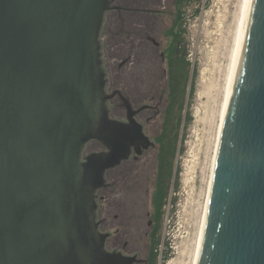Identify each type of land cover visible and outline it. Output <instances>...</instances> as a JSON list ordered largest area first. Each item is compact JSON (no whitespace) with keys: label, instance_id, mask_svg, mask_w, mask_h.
Listing matches in <instances>:
<instances>
[{"label":"water","instance_id":"1","mask_svg":"<svg viewBox=\"0 0 264 264\" xmlns=\"http://www.w3.org/2000/svg\"><path fill=\"white\" fill-rule=\"evenodd\" d=\"M112 0H0V264H129L95 222L103 174L150 140L106 91ZM117 93L127 121L110 116ZM96 140L105 148L82 154ZM198 264H264V0H252Z\"/></svg>","mask_w":264,"mask_h":264},{"label":"flooded vegetation","instance_id":"2","mask_svg":"<svg viewBox=\"0 0 264 264\" xmlns=\"http://www.w3.org/2000/svg\"><path fill=\"white\" fill-rule=\"evenodd\" d=\"M111 6L100 30L106 91H119L128 100L150 145L140 146V152L132 146L128 157L104 171L103 184L94 192L95 222L106 251L134 258L129 264H151L162 215L156 204L160 150L156 138L168 101L171 62L187 52L186 35L182 38L180 31L181 1L112 0ZM110 32L113 40L109 38L107 50L104 38ZM107 104L111 117L127 121V109L117 93ZM91 141L98 146L89 152L105 150L100 142Z\"/></svg>","mask_w":264,"mask_h":264},{"label":"rangeland","instance_id":"3","mask_svg":"<svg viewBox=\"0 0 264 264\" xmlns=\"http://www.w3.org/2000/svg\"><path fill=\"white\" fill-rule=\"evenodd\" d=\"M242 1L201 0L185 9L187 57L195 70L191 121L184 130L183 150L175 158L178 186L170 190L163 207L156 264L192 263ZM109 38L113 40L111 32L104 38L107 50ZM97 146L89 142L82 154Z\"/></svg>","mask_w":264,"mask_h":264},{"label":"trees","instance_id":"4","mask_svg":"<svg viewBox=\"0 0 264 264\" xmlns=\"http://www.w3.org/2000/svg\"><path fill=\"white\" fill-rule=\"evenodd\" d=\"M181 1L182 21L180 31L186 35V28L183 26L185 9L188 4H199L201 0H179ZM199 11V7L194 9V13ZM195 70L192 71L190 60L187 58V52L173 59L170 66L168 101L164 108V119L161 134L156 138L159 144L158 155V176L156 183V204L158 209L165 206L170 190L178 186V171L175 158L182 148V140L186 125L191 121L190 104L193 95V83ZM161 215V219H162ZM160 240V238H159ZM156 242V247L159 244ZM157 252L152 258L151 264H156Z\"/></svg>","mask_w":264,"mask_h":264},{"label":"bare ground","instance_id":"5","mask_svg":"<svg viewBox=\"0 0 264 264\" xmlns=\"http://www.w3.org/2000/svg\"><path fill=\"white\" fill-rule=\"evenodd\" d=\"M251 2H252V0H243L242 5H241V13H240V18H239V22H238L235 47H234L232 57H231V64H230V68H229L227 78H226L225 91H224L223 101L221 104L222 106H221L220 114H219L220 115V123L218 126V133H217V138H216L214 155L212 158V164H211L212 166H211V170H210L211 171L210 172V179L208 181L207 192H206L207 195H206V200H205L204 207H203L202 218H201L199 229H198L197 240H196V245H195V249H194V253H193V258H191L192 259L191 264H198L199 263V258H200V254H201V246H202V241H203L206 210H207V204H208V199H209V193H210L211 180H212V175H213V170H214V164H215L219 143L221 140V136L223 133V129H224V125H225V121H226V117H227V113H228V109H229V103H230L233 83H234L236 70H237L238 63H239V58H240V54H241V49H242V44H243V40H244V34H245V29H246V24H247V19H248V14H249Z\"/></svg>","mask_w":264,"mask_h":264}]
</instances>
